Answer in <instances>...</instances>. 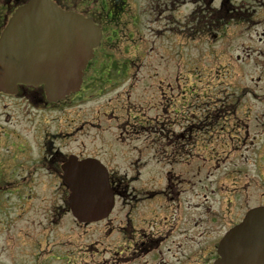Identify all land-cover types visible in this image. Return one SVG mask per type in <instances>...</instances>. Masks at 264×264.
Instances as JSON below:
<instances>
[{"label":"flooded vegetation","instance_id":"flooded-vegetation-1","mask_svg":"<svg viewBox=\"0 0 264 264\" xmlns=\"http://www.w3.org/2000/svg\"><path fill=\"white\" fill-rule=\"evenodd\" d=\"M27 1L0 0V33L15 8ZM52 1L62 9L90 18L101 27L102 37L83 69L79 89L62 100L49 101L42 85L18 84L14 95L0 92V97L24 98L33 108L46 111L37 115L39 121L49 120L46 122L49 123L48 127L40 125V122L35 123L33 131L29 133L31 142L15 143V130H12L11 145L16 144L17 152L15 160L6 165L7 171H11L10 174L15 175L13 178L23 183L64 184L67 180L63 170L65 165L71 161H91L100 165V172L105 174L114 194V206L101 221L79 223L69 210L68 194H3L0 198V245L7 250L12 246L25 248L22 254H17V251L18 259L15 261L26 258V264H58L66 262L67 255L74 259L75 253L82 249L80 243L85 239L84 234L98 229L99 233L102 231L103 239L108 241L106 245L115 248L112 252L119 256L118 261L125 259L123 264L150 253H153L154 264H211L217 257V243L223 233L237 224L248 210L264 206V199L252 206L244 203L245 197L254 192L264 196V110L251 112L253 116H244L228 123H220L219 120L235 118L237 112L211 111L202 113L201 120L194 125L185 112H177L182 116L181 121H178V125L168 126L164 120L155 123V116L148 115V111H155V105L147 102L145 105L132 104L133 107L142 108V116L135 114L132 120L129 119L127 109L122 114L121 98L124 95L129 98L131 84L128 88L121 87L127 81L132 83L135 74L130 73L127 64L98 62L97 56V51L103 50L106 38L103 23L120 17L126 10L128 0ZM113 92L116 93L113 99L117 105L112 110L107 111L109 100L105 99L98 109H86V101H97ZM257 113L259 115L256 116ZM107 114L111 117L107 118ZM111 119L118 135H124L122 139L114 138L110 125L103 126L109 124ZM61 122L65 125L61 126ZM95 130L99 132L97 147L100 143L109 147L115 155V163L107 164L97 157L98 153L94 154ZM89 131H92L91 135ZM144 135L147 138L151 136L157 145L156 150L151 148V161L155 153H163L164 166L178 167V172L168 170L170 172L166 173L167 183L163 189H155V220L158 211H167L170 205L182 214H190L194 199L197 201L194 208H204V213L209 215L206 221H210L212 226L191 233L190 219H184L188 228L178 229L177 240L171 239L170 245H174L175 250L169 256L170 260L162 250H158L160 244L168 241L170 234L153 231L156 225L154 214L152 211H141L139 207L146 203L135 201L136 193L127 190L128 183L144 178L143 169L149 163L143 159L150 151L149 147L135 146ZM87 137H90V141H86ZM162 141L165 144H161ZM190 145L197 146L199 158L202 155L200 166H195L197 172L200 169L204 171L199 181L207 183L214 178L215 185L212 186L211 180L209 190L206 185L199 193H189L186 189V182L189 185L193 177L192 164L199 160L198 157L192 158ZM3 172L0 178L7 181L8 176ZM142 216L151 218L147 219L146 227ZM220 231L222 233L218 237ZM5 233L6 236L2 235ZM19 234L21 240L15 236ZM23 237L26 238L23 240ZM113 240H120L118 243L121 242L123 246L112 243ZM84 247L90 250L93 245ZM3 250L0 248V251ZM169 250L166 248V252ZM121 253L126 255L121 256Z\"/></svg>","mask_w":264,"mask_h":264},{"label":"rangeland","instance_id":"rangeland-1","mask_svg":"<svg viewBox=\"0 0 264 264\" xmlns=\"http://www.w3.org/2000/svg\"><path fill=\"white\" fill-rule=\"evenodd\" d=\"M126 10L115 20L103 23L106 33L104 48L97 51L98 62L113 65L124 63L130 73L135 74L132 83L127 81L121 87L128 88L131 84L129 98L126 95L121 98L122 114L127 109L129 119L135 114L142 116V108L133 107L132 104L145 105L148 102L155 105V111H148V115L155 116V123L157 120H164L165 125L173 126L181 121L182 116L177 112H185L194 125L201 120L202 113L211 111L237 112L235 118L219 120L220 123H228L244 116H253L251 112L264 110V0H128ZM115 96L116 93L113 92L109 98L104 96L97 101H86L85 107L87 110L88 107L96 110L105 99L109 100L107 111H110L117 105L113 99ZM45 112L33 108L24 98L0 97V173L4 171L3 174L8 176L7 181L0 178V198L3 194L12 193L68 194L62 183H23L15 180V175L12 176L11 171H7L6 165L15 160L17 152L16 144L11 145L12 130H15V143L31 142L29 133L33 131L36 122L49 126L46 123L49 120L42 122L37 117ZM106 117L111 116L107 114ZM60 124L65 125L63 122ZM107 125H110L114 138H123L124 135H118L114 129L112 119L103 126ZM86 139L90 141V137ZM98 141L99 132L95 130L94 154L98 153L97 157L107 164L112 161L115 163V155L110 148L101 143L97 147ZM155 143L151 136L147 138L144 135L135 145L139 148L149 147L150 151L143 157L149 163L143 169L144 178L128 183L127 190L136 193L135 201L146 203L139 207L141 211H152L154 214L156 225L153 231L170 234L168 241L158 248L170 260L169 256L175 250L174 245H170L171 239L177 240L178 229L188 228L184 219H190L191 233L196 229L203 230L212 226L210 221H206L209 215L204 213V208H194V203H197L194 199L191 201L190 214H182L170 205L167 211L159 210L155 220V189L164 188L167 183L166 173L170 172L168 170L178 172V167L163 165V153H155V158L151 161V148L157 149ZM161 144H165L164 141ZM190 151L192 158H199L197 146L190 145ZM201 162L202 155L195 165L192 164V181L189 185L186 182L189 193L201 192L204 185L209 190L211 180L212 186L215 185L214 178L207 183L199 181L204 171L200 169L197 172L195 166H200ZM263 199L264 196L254 192L245 197L244 203L252 206ZM4 200L5 198L1 202L4 203ZM162 204L163 201L160 205ZM149 218L142 216L144 227ZM221 233L222 231L217 233L218 237ZM2 235L6 236V233ZM84 235L85 239L80 243L82 249L75 253L74 259L67 255L66 262L58 264H123L125 259L118 261L119 256L112 252L115 248L106 245L108 241L103 239L102 231L99 233L97 229ZM15 236L21 240L20 234ZM119 241L111 242L116 244ZM88 244L93 245L90 250L84 247ZM118 246L123 245L120 242ZM0 248L4 249L0 251V264H26V258L15 261L18 259L17 254H22L25 248L12 246L7 250L3 245ZM166 248L170 250L166 252ZM13 255L15 256L12 257ZM123 255L126 253H121ZM152 259L153 253H150L130 261L129 264H154Z\"/></svg>","mask_w":264,"mask_h":264},{"label":"water","instance_id":"water-1","mask_svg":"<svg viewBox=\"0 0 264 264\" xmlns=\"http://www.w3.org/2000/svg\"><path fill=\"white\" fill-rule=\"evenodd\" d=\"M101 37L90 19L60 9L51 0L19 6L0 35V92L18 83L43 85L56 101L78 89L82 69ZM91 161L63 167L69 207L79 221L97 220L112 207L105 174ZM213 264H264V207L249 211L218 245Z\"/></svg>","mask_w":264,"mask_h":264}]
</instances>
